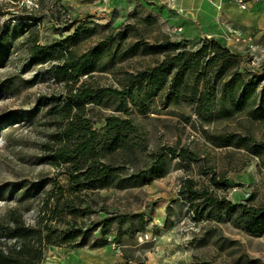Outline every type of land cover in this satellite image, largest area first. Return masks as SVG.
<instances>
[{
	"label": "rangeland",
	"instance_id": "374dc122",
	"mask_svg": "<svg viewBox=\"0 0 264 264\" xmlns=\"http://www.w3.org/2000/svg\"><path fill=\"white\" fill-rule=\"evenodd\" d=\"M30 15L41 19L31 24L16 19ZM176 20L175 13L153 0H58L42 7L37 0H0V38L8 40L0 54V221H7L8 211L17 208L26 223H33L48 190L55 184L67 186L63 167L49 159L55 127L46 111L50 99L65 92L53 72L60 60L59 47L53 45L69 39V48L79 53L101 45L103 59L113 53L114 64L79 80L116 86V73L140 69L160 56L155 47L164 35L191 49L204 38L227 42L225 36L204 32L185 36ZM32 42L45 47L46 56L31 60ZM231 48L261 65L264 81V34L238 40ZM243 57L240 68L249 80L252 72L243 66ZM127 107L86 106L94 128L109 113L132 119L144 132L145 148L133 144L129 154L102 153L103 160L121 169L124 180L80 194L82 207L89 203L91 208L77 219L83 229L79 244L49 246L43 264H69L66 254L81 249L113 260L98 264H264V219L253 232L237 224L239 205L264 204V161L241 143L249 135L264 143V122L218 107L209 123H200L191 105L179 100L147 111ZM230 134L232 141L223 138ZM164 146L185 147L194 156L182 160L165 152L164 175L137 183L128 180L149 166L153 153ZM186 179L219 200L218 212L207 205L200 210L189 207L179 192ZM104 216L112 217L110 224L95 226Z\"/></svg>",
	"mask_w": 264,
	"mask_h": 264
},
{
	"label": "trees",
	"instance_id": "16d2710c",
	"mask_svg": "<svg viewBox=\"0 0 264 264\" xmlns=\"http://www.w3.org/2000/svg\"><path fill=\"white\" fill-rule=\"evenodd\" d=\"M37 1L42 7L43 2L58 0ZM16 19L31 24L30 21H39L41 17L30 15ZM67 40H62L64 44L53 45L59 47L56 53L60 59L53 72L58 81L64 83L65 92L52 97L46 111L50 124L55 127L49 159L56 167H63L61 173L67 177V186L55 184L48 190L41 212L33 223H26L17 208L8 211L7 221H0V264H43L49 246H77L83 236L77 219L84 217L91 208L89 203L82 207L80 194L120 185L124 180L120 177L121 169L112 161L103 160L102 153L120 151L129 154L133 144L145 148L144 132L132 119L109 113L103 117L104 123L94 128L86 115L87 105L115 104L128 109L127 104H130L147 111L152 105L165 107L179 100L191 105L200 123H209L218 107L226 114L244 113L252 122H264L261 65H253L249 56L232 51L213 37L202 39L191 49L186 43L179 44L164 35L155 47L160 56L140 69L116 73V86L92 85L86 79L79 80L81 76L90 78L93 71H104L112 66L113 53L103 59L101 45L79 53L69 48ZM7 41L5 37L0 38V54L6 51ZM29 53L33 60L46 56L47 51L32 42ZM240 56H244L243 66L252 72L249 80L240 68ZM99 129L103 130L101 134ZM223 138L232 141L234 136L224 135ZM241 143L249 144V151L264 161V143L250 135ZM165 152L182 160L194 156L185 147L178 150L161 147L153 153L149 166L131 174L128 180L137 183L164 175ZM179 192L195 210L197 206L200 210L203 205L216 212L220 208L219 200L209 191L197 189L191 179L183 182ZM198 201L200 205L196 203ZM238 208L237 224L249 232L258 230L264 219V204H241ZM111 219L104 216L95 226L106 228Z\"/></svg>",
	"mask_w": 264,
	"mask_h": 264
},
{
	"label": "crops",
	"instance_id": "0c3cea01",
	"mask_svg": "<svg viewBox=\"0 0 264 264\" xmlns=\"http://www.w3.org/2000/svg\"><path fill=\"white\" fill-rule=\"evenodd\" d=\"M176 14V21L185 36L204 32L207 35L225 36L224 44L230 48L239 39L229 32L227 25H231L241 37L260 33L264 34V0L250 2L247 8H241L231 1L221 0H153ZM240 31H239V30ZM242 31V32H241ZM243 33V34H242ZM240 37V36H239ZM232 51L236 52L231 48ZM240 54V53H239ZM65 260L69 264H98L111 262V257L98 258L81 249L78 253L66 254Z\"/></svg>",
	"mask_w": 264,
	"mask_h": 264
},
{
	"label": "built area",
	"instance_id": "2783aa9c",
	"mask_svg": "<svg viewBox=\"0 0 264 264\" xmlns=\"http://www.w3.org/2000/svg\"><path fill=\"white\" fill-rule=\"evenodd\" d=\"M105 1V0H104ZM169 2H173L174 0H168ZM221 1H231L233 3H236L238 6H240L241 8H247L250 2H256L257 0H221ZM227 29L229 32L233 33L234 35H236L239 39H242L243 41H247L250 40V36H246V38L241 37L240 33H238L236 31V29H234L231 25H227ZM177 30H181V28H177ZM240 36V37H239ZM252 64L254 65V62L252 61ZM147 236H144L141 238V240L146 239Z\"/></svg>",
	"mask_w": 264,
	"mask_h": 264
}]
</instances>
